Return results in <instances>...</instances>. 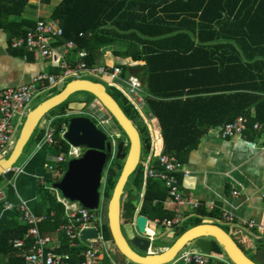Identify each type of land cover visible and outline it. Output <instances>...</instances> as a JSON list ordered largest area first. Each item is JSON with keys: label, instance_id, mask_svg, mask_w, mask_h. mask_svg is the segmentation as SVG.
I'll return each instance as SVG.
<instances>
[{"label": "trees", "instance_id": "obj_1", "mask_svg": "<svg viewBox=\"0 0 264 264\" xmlns=\"http://www.w3.org/2000/svg\"><path fill=\"white\" fill-rule=\"evenodd\" d=\"M41 1L50 3V0ZM27 3L28 0H0V29L10 37L22 35L34 27L35 22L11 19V16L21 15ZM50 18L58 20L62 27L59 42L71 40L75 49L88 52L87 65L96 63L103 49L129 41L126 49H113V54L144 60L142 65L133 67L140 68L145 75L146 92L151 95L145 97L146 107L158 121L162 151L179 160L208 129L220 127L239 115L250 117L251 108L253 117L250 120L264 122V0H59L52 7ZM121 67L124 75L127 65ZM107 92L133 124L134 120L138 123L141 150L146 153L150 137L142 118L118 90L112 88ZM183 95L186 97L182 99ZM71 97L56 106L59 108L56 115L67 113L73 101ZM63 122L68 120L58 118L52 122L57 141L56 145H51L54 155L66 153L68 149V144L58 136ZM127 150L128 145H125L123 152ZM110 158L111 153H107L105 166ZM114 160L116 170L111 177L105 173L100 186L102 199L106 201L123 165L116 156ZM65 170L66 164H60L59 175L52 179L50 173H45L43 181H58ZM141 183L138 165L124 188L122 219L132 222L135 215H144L149 220L171 216L164 206L168 198L166 189L156 179L146 180L139 204ZM47 186L50 184H41L37 190L45 212H54L46 221L52 220L50 228L55 229L64 221L63 206L56 202L54 192ZM205 217L218 218L219 213L199 207L173 231V235L178 237L189 227L203 222ZM101 230L104 240L112 242L106 219ZM26 231V224L15 221L4 223L0 229V254L7 258V264L23 262L22 253L13 248L11 241L24 238L28 245L30 239ZM75 242V246H70L63 234L56 253L68 254L72 262L80 261L87 246L79 240ZM212 252L220 255L223 251L213 242Z\"/></svg>", "mask_w": 264, "mask_h": 264}, {"label": "built area", "instance_id": "obj_2", "mask_svg": "<svg viewBox=\"0 0 264 264\" xmlns=\"http://www.w3.org/2000/svg\"><path fill=\"white\" fill-rule=\"evenodd\" d=\"M62 33V27L58 20L38 18L35 20L32 29H28L24 34L13 36L10 39V47L23 49L25 52L24 58L26 55H31L34 59L52 64L57 71L53 73L39 72L27 83L15 87H5L1 90L0 158L1 156L5 157V155L10 152L13 146L12 135L15 130V123L25 118L28 112V105L32 102L33 98L39 92H46L62 85L67 78H86L84 74H95L108 77V85L122 93L138 114L142 116V108L146 104L145 98L142 96V84L138 77L132 74L122 76V69L114 65H87L85 58L88 52L85 49H75L74 42L71 40L59 42ZM114 79H119L124 84V87L116 85ZM76 111L79 112L78 110ZM93 112L94 111L90 112V114L94 115ZM68 117H70V113L51 117L48 124L42 129L43 133L36 148H40L44 144L56 145L57 141L54 138L56 127L52 122L58 118ZM101 123L104 122L101 120ZM67 126L68 122H63L59 127L58 136L63 140V135L67 130ZM248 129L256 133H264V122L256 120L251 121L247 116L239 115L232 121L226 122L218 127V133L221 138H228L241 135ZM108 140L111 142L113 149L114 140L111 138ZM81 154V147L68 144L66 153L55 155L53 159L54 164H47L46 169L51 173L52 178H55L59 175L58 166L60 164L65 163L67 159L78 158ZM138 165L142 173L139 204L143 197L147 179H156L161 182L166 189L168 200L171 204V216L162 219L154 218L153 220L147 221L150 222L153 227H161L174 231L201 205L200 202L185 196L181 191L180 175L186 176L187 171L175 155L165 153L162 150L155 152L151 144L149 145L148 152L144 154L142 158L140 157ZM11 169L15 173H20L23 170L22 166L17 164H14ZM47 187L54 192L56 202L63 206L64 221L60 229L65 234L70 245H76L75 241L79 240V232L83 229L91 227L96 228L97 238L90 240V245L82 252L80 261L76 263L69 261L68 254L63 255L54 251L51 238L47 234L42 233L39 229V224L53 217V213L35 214L29 208L25 200L19 199L17 202L7 200L4 190L0 188V202H2L3 208L18 213L19 220L27 226L26 237L30 239L28 245L24 238H14L11 241L13 248L22 253L23 262L21 264H102L97 252L92 247L93 244H96L98 247H105V240L101 230L103 220L101 212H99L98 209L99 206L95 209L83 207L80 203L70 201L63 197L61 193L57 189L52 188V186ZM208 208L212 209V206L208 205ZM222 217L226 221L233 220V216L226 212L222 214ZM132 224H134V221ZM147 224L148 223H146V227ZM245 225L248 228L254 227L253 221H249ZM257 229L262 232L260 226H257ZM149 233L151 234H147L146 237L152 242L155 236V230H151ZM189 246H193L194 249H187ZM189 246L180 250L175 258L168 264H233L222 254H214L212 251L210 253H204L194 245Z\"/></svg>", "mask_w": 264, "mask_h": 264}, {"label": "crops", "instance_id": "obj_3", "mask_svg": "<svg viewBox=\"0 0 264 264\" xmlns=\"http://www.w3.org/2000/svg\"><path fill=\"white\" fill-rule=\"evenodd\" d=\"M58 1L50 0V3L46 4L41 0H28L21 15L11 16V19L15 21L26 19L32 21L31 23H34L38 18L51 19V9ZM10 39L11 37L0 29V92L5 87H15L27 83L39 72L53 73L57 71L52 64L34 59L31 55H26L24 58L25 52L23 49L10 47ZM128 44L129 41L118 42L115 46L105 48L106 50H111V55H108L111 58L100 65L109 63V65L118 66L121 69L122 65H127L125 74L121 75L132 74L137 76L142 84V96L149 98L151 95L146 92L145 75L142 74L140 68L133 67L142 65L144 60H133L130 55L122 57L113 54V49H126ZM139 47L140 45H138ZM94 64L99 63L96 61ZM53 90L55 89L53 88L46 92L49 93ZM184 97L186 95H183L182 99ZM84 105L83 102L73 100L69 103L68 108L81 111V109L85 108ZM88 111L89 113L95 112V108L92 106ZM140 117L144 123L146 120L145 124L149 131L151 146L154 147L155 152L162 150L163 141L158 121L150 114L146 105L142 108V116ZM247 117L249 119L253 117L252 108L250 109V117ZM45 119L46 123L41 124L43 128L48 124L50 117ZM42 132L43 130H40L41 135ZM15 140H13V144ZM81 149L83 153L84 149L82 147ZM54 156L53 153L49 154L43 146L35 148L21 163L17 164L22 166V172L15 173L12 169H9L2 173L0 175V188L4 190L6 199L11 202H17L19 199L25 200L35 214L46 213L37 188L41 184L46 186L43 181L45 173H49L46 165L50 164L49 159L52 157L51 160H53ZM180 161L187 171L186 176L180 175L182 193L200 202V207L211 210L208 208V205H211L212 209L219 213L218 218L205 217L202 218V221L215 224H218L216 221L224 222L230 232L251 253L255 248L264 245V133H256L248 129L241 135L221 138L218 133V127L210 128L200 136L194 147L182 153ZM164 206L169 211L171 210L168 198L164 201ZM51 212L54 215V212ZM224 212L231 214L233 220L226 221L222 217ZM147 220L149 219L147 218ZM12 221L22 223L19 220L18 213L4 209L2 202H0V229L4 223ZM50 221L40 223L39 229L51 238L55 251L60 246L61 238L64 234L60 229L63 222L57 228L51 229ZM249 221H253L254 227L248 228L245 225ZM147 223L146 228L149 232L155 230L157 234V229L159 228V231H163L162 235L173 233L172 230L153 227L150 222L147 221ZM132 225L134 226V224ZM257 226L261 227L262 232L257 229ZM79 242L81 241L79 240ZM104 245L105 250L109 253V264H128L129 261L119 254L111 241H105ZM59 254L64 255L66 253ZM0 256L4 260V263L1 261L0 263L7 264V258L1 254ZM68 260L72 261V258L69 257Z\"/></svg>", "mask_w": 264, "mask_h": 264}, {"label": "water", "instance_id": "obj_4", "mask_svg": "<svg viewBox=\"0 0 264 264\" xmlns=\"http://www.w3.org/2000/svg\"><path fill=\"white\" fill-rule=\"evenodd\" d=\"M77 92L91 94L110 114L128 140V150L123 152L125 144L116 145L115 156L124 159L122 168L107 202L106 218L112 242L126 260L134 264H168L180 250L194 245L204 253L212 251L213 242L217 243L226 257L233 264H264V245L255 248L252 257L246 255L234 239L219 225L201 222L183 231L176 239L160 252L150 253L151 241L147 238V217L137 215L134 219L135 233L128 241L121 226V199L129 176L135 171L141 157V137L139 130L119 106L118 102L107 92L99 81L87 78L69 80L56 93L46 97L25 115L20 132L7 156L0 158V175L11 169L23 154L25 145L31 137L40 119L51 109L66 101ZM64 140L75 147L84 149L81 156L70 159L61 178L51 184L63 197L79 202L83 207L95 209L99 205L100 186L107 153L112 152V144L107 135L88 117L73 116L68 120ZM114 170L107 169L111 177ZM97 238L94 227L79 232V240L90 245V240ZM137 250L142 251L143 254Z\"/></svg>", "mask_w": 264, "mask_h": 264}, {"label": "rangeland", "instance_id": "obj_5", "mask_svg": "<svg viewBox=\"0 0 264 264\" xmlns=\"http://www.w3.org/2000/svg\"><path fill=\"white\" fill-rule=\"evenodd\" d=\"M110 51L111 50L103 49V53L101 52L97 56V63L104 64L108 59H110L111 57L108 56L109 54L111 55ZM84 76L87 79L101 82L106 87L107 90L112 91V88L113 87H111L110 85H108V81H109V78L108 77L103 76V75H95V74H84ZM70 79L71 78L65 79V81L63 82V84L64 83H67ZM114 82H115L116 85H119L121 87H124V84L119 79H114ZM112 83H113V81H112ZM63 84L60 85V86L55 87L54 88L55 90H53L52 92H49V93H47V92H39L33 98L32 102L28 105V109L27 110L33 108L36 104H38L40 101L44 100L46 97H48V95H51L53 92H58L64 86ZM71 98H72V100H74L76 102H83L85 104L84 105L85 108L81 109V111H79V112H77L76 110H73V109H69L68 108L67 113H70V117H68V118H71L73 116H84V117H88L89 119H91V121L100 130H102L107 136L109 135L108 136L109 138H111L112 140H114V147H113V150L111 152V158H110V162H109V164L111 163L112 166L110 167L109 164H107L105 166V168L103 170V177H102V182H103L105 173H106V171H107L108 168H112L114 171L116 170V163H115V160H114L116 145L119 142H123L125 145H128V140H127L126 136H123L122 135L121 131L117 128L116 124H114L112 118L110 117V114L101 106V104L95 98L94 99H91L85 92H77V93L73 94ZM87 98H89L90 100H86ZM117 100L119 101V103L121 105H123L120 97H118ZM92 106L95 108L94 115L90 114L89 111H88V109H90ZM58 111H59V108L58 107H56L54 109H51V111H49L45 116H43L40 119V121L38 122L36 128L34 129L32 135H31V137L29 138L27 144L25 145L23 154L21 155V157L19 158V160L16 162V164L21 163L27 157V155L36 148L37 144H39L38 142H39V140L41 138L39 136V133H40V130L43 129V126L41 124L46 123V119L45 118L46 117H50V118L51 117H55L56 114L58 113ZM68 118H66V119L68 120ZM101 120L104 123H101ZM23 121H24V118L20 119V121L18 123H15V130H14V133L12 135V140L16 139V137H17V135L20 132V129L22 127ZM134 124L137 127V129H139V125H138V123L135 120H134ZM43 147L45 148V150L47 152H49V154H52V150L50 148V145L44 144ZM7 155L8 154H6L5 156H7ZM143 156H144V153L141 152V158ZM51 159H52V157L49 159L50 163L54 164V161L51 160ZM69 160L70 159H67V161L64 164L67 165V162ZM119 160H121L122 162H124V159H119ZM52 179H54V178H52ZM52 179L49 180V181L46 180V181H44V183L46 185H49L50 184V186H51V184L53 183ZM99 192H100V200H99V207H98V209H99V212H101L102 220L104 221L106 219V221H107V218H106V208H107V202L108 201L102 199V195H101L102 187H100ZM123 198H125L124 195H123ZM123 198H122V200H123ZM122 200H121V203H122ZM134 219H135V217H134ZM216 223H218L220 226H222L223 228H225L228 231L227 233L229 235H231L235 239V241L240 245V247L244 250V252L249 257H252V253L249 250H247L246 247L243 245V243H241L235 237V235H233L230 232V230L228 229V227L226 226V224L224 222L216 221ZM121 226H122L123 231L127 235V237H132L133 234L135 233V227L132 225V222H127L124 219H122V217H121ZM157 230H158V232L154 236V238H153V240L151 242L152 244H151V247L149 249L150 253L160 252L161 250H163L165 248L164 245H169V244H171L176 239V237L173 235V233L168 234V235H166V234L165 235H162L161 233L163 231L162 230L159 231V228ZM92 247L97 252V255H98L99 259L101 260V263L102 264H106V263H108L110 261L109 253L107 252V250H105V247H103V246L102 247H98L96 244H93ZM135 249L137 250V248H135ZM187 249H194V247L193 246H189V247H187ZM137 251L140 252L141 254H143L142 251H139V250H137ZM222 255L226 257V255H225L224 252H222ZM0 261L2 263H4V260H3V257L2 256H0ZM2 263H0V264H2Z\"/></svg>", "mask_w": 264, "mask_h": 264}, {"label": "flooded vegetation", "instance_id": "obj_6", "mask_svg": "<svg viewBox=\"0 0 264 264\" xmlns=\"http://www.w3.org/2000/svg\"><path fill=\"white\" fill-rule=\"evenodd\" d=\"M123 232H124V231H123ZM124 234H125V232H124ZM125 236L127 237V235H126V234H125ZM130 238H131V237H127L128 241L130 240Z\"/></svg>", "mask_w": 264, "mask_h": 264}]
</instances>
